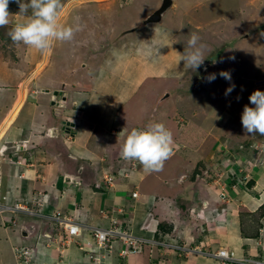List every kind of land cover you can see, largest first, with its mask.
Segmentation results:
<instances>
[{"label":"rangeland","instance_id":"1","mask_svg":"<svg viewBox=\"0 0 264 264\" xmlns=\"http://www.w3.org/2000/svg\"><path fill=\"white\" fill-rule=\"evenodd\" d=\"M175 1L164 24L124 36L160 0H69L60 23L78 30L71 41L54 43L47 55L13 43L7 34L27 21L31 9L27 16H17L20 10L15 11L16 3L10 1L9 24L0 27V117L21 96L28 104L23 114L40 90L60 87L56 90H63L71 104L78 100L77 106L69 107L73 112L81 111L92 123L102 124V141L111 132L109 123L116 134L155 122L172 132L174 155L163 170L140 175V192L147 200L139 205L138 220L144 222L153 214L159 221L163 214L159 210L166 202L172 207L168 218L193 208L186 199L192 192L191 182L180 180V173L190 175L217 144L237 148L249 142L264 143V136L258 133L245 134L241 123L245 105L255 107L249 100L251 94L264 92V0ZM251 1L259 3L251 5ZM248 32L249 40L232 44ZM190 33L199 36L198 46L203 45L204 62L195 71L184 69L180 56L188 47ZM221 72L230 73L231 80L221 77ZM210 74H216L212 82L207 79ZM232 85L234 90L225 95ZM77 92L81 94L74 95ZM166 95L169 97L160 103ZM67 108L62 115L70 113ZM55 109L57 113L62 110ZM80 127L78 122L77 139ZM119 160H124L121 155ZM133 162L138 167L139 162ZM228 167L225 161L224 168ZM1 250L2 264H18L14 250L13 255L6 247ZM37 260L34 264H47Z\"/></svg>","mask_w":264,"mask_h":264},{"label":"crops","instance_id":"2","mask_svg":"<svg viewBox=\"0 0 264 264\" xmlns=\"http://www.w3.org/2000/svg\"><path fill=\"white\" fill-rule=\"evenodd\" d=\"M258 3L250 2L251 5ZM175 6L174 0L172 10ZM245 34L249 35L245 40H249V32ZM56 89L60 87L47 86L40 90L29 100V108L23 114L28 104L21 96V103L16 107L19 100L13 101L0 117V160L8 156L21 161L20 166L0 162V202L10 205L21 202L23 206L34 208L40 195L44 199L40 216L0 215V264L2 247L10 249L12 255L16 247L34 248L39 252L37 262L42 260L47 264H91L88 253L98 250L91 231L108 229L113 220L129 227L139 237L190 248L204 247L213 253L235 250L240 257L264 260V218L260 220V233L255 238L250 233L256 223L248 217L264 205L263 142L244 143L237 148L217 144V148L208 152L205 162L197 163L190 175H186L187 171L180 173V180L191 182L192 192L186 199L192 201L193 208L185 213L175 212V218H168V209L172 207L166 202L159 210L163 213L159 221L156 214L148 222L140 221L139 205L147 200L140 192V175L147 172L140 163L133 172L134 160H119V147L129 132L124 129L116 134L109 123L111 132L102 141V124L92 123V118L69 108L77 106V99L71 104L63 94V111L68 107L70 113L66 116L62 115L63 111L57 113L52 97L61 90ZM79 94L81 92L74 95ZM78 122H81L79 139L75 130ZM225 161L230 164L228 169L224 168ZM203 170H207V174L201 175ZM122 172L130 173L123 176ZM106 176L113 178L112 185L106 182ZM136 192L138 198H133ZM56 212L83 227L82 233L70 243L66 242L63 226L51 220ZM194 213L201 217L193 218ZM242 224L248 228L245 233ZM121 247L120 243L116 244L105 264H220L212 257H187L162 248H148L142 255L123 258Z\"/></svg>","mask_w":264,"mask_h":264},{"label":"clouds","instance_id":"3","mask_svg":"<svg viewBox=\"0 0 264 264\" xmlns=\"http://www.w3.org/2000/svg\"><path fill=\"white\" fill-rule=\"evenodd\" d=\"M14 2L20 9L17 16H27L31 9V16L27 21L16 24L7 33L12 42L17 45L22 43L47 55L52 51L54 43L71 41L75 31L78 30V28L74 29L72 26L60 23V15L63 10L61 0H30V2L14 0ZM9 3L10 0H0V27L9 24ZM198 42L199 36L196 33H190L187 41L188 47L185 48L182 55L180 54L181 61H184V69L195 71L203 65V45L198 46ZM220 76L231 80V75L228 72H221ZM207 79L208 82L214 81L216 74H210ZM234 88L235 85L229 87L225 95H229ZM249 100L255 107L245 105L241 116L243 130L245 134L256 135L258 133L264 136V92L254 91ZM62 103L63 101L60 102L59 107L63 111ZM2 154L3 151L1 157ZM120 155L126 161H138L145 172H160L163 170L165 162L174 155L172 132L163 123L158 122L150 123L145 129H132L126 136ZM9 158L17 161L14 157L6 156L0 162Z\"/></svg>","mask_w":264,"mask_h":264},{"label":"built area","instance_id":"4","mask_svg":"<svg viewBox=\"0 0 264 264\" xmlns=\"http://www.w3.org/2000/svg\"><path fill=\"white\" fill-rule=\"evenodd\" d=\"M10 165H21V161H15L14 159L5 160ZM132 170H136V164H132ZM130 172H122L123 176H128ZM106 182L112 185L113 178L111 176H106ZM225 198L224 194L222 195ZM133 198H138V193L133 194ZM44 199L41 195L34 203V208H30L28 205L23 206L21 202L15 203L13 205L3 204L0 202V215L7 213L18 214L25 213L31 216H40L42 213L40 211L43 208ZM37 208H36V207ZM193 218L201 217V214H192ZM51 220L58 223L66 231V242L70 243L73 237H78L83 230L82 225L72 221L71 219H64L60 212H56L51 216ZM92 238L98 250L89 252L88 257L92 264H105V261L111 257L116 249V244L120 243L122 245L120 249V256L127 258L131 255H142L146 249L151 248H162L168 251L177 252L180 255L190 256V255H203L207 257H212L218 259L220 264H264V260H258L251 257H240L237 255L235 250H219L216 253L209 252L204 249V247L190 248L186 245H178L166 243L160 240L147 239L144 237H139L133 234L129 227H124L119 224L116 220H113L112 225L108 229L94 228L91 231ZM42 241L39 242V245ZM15 258L18 264H34V260L38 258L39 252L34 248H23L18 247L14 249Z\"/></svg>","mask_w":264,"mask_h":264},{"label":"water","instance_id":"5","mask_svg":"<svg viewBox=\"0 0 264 264\" xmlns=\"http://www.w3.org/2000/svg\"><path fill=\"white\" fill-rule=\"evenodd\" d=\"M173 6H174V0H161L160 6L158 8L151 9L148 13H146L144 15V17L140 21V24L137 25L136 28L126 31L124 33V35L129 34V33L138 32L139 30H141V29H143L149 25H162V24H164V21L168 17V14L172 10ZM121 35H123V33ZM248 38H249V35L245 34V35L241 36L240 38L236 39L235 41H233L232 44L243 41V40L248 39ZM206 66L207 65L204 66V71H205V68H207ZM63 94H64L63 90L58 91V92L57 91L54 92L53 97H52V105L59 106L60 102L63 100L62 99ZM167 97H169V95H166L165 98H162L161 101H159V102L162 103ZM58 112H59V114H61L62 110H58ZM66 126H68V125H66Z\"/></svg>","mask_w":264,"mask_h":264},{"label":"trees","instance_id":"6","mask_svg":"<svg viewBox=\"0 0 264 264\" xmlns=\"http://www.w3.org/2000/svg\"><path fill=\"white\" fill-rule=\"evenodd\" d=\"M10 1H14V0H10ZM69 0H61V3H62V5H63V7L65 6V3L66 2H68ZM9 5H10V3H9ZM9 10V9H8ZM18 10H20L19 9V6H18V4L16 3L15 4V11H18ZM130 34V33H129ZM126 35V34H125ZM124 35V36H125ZM251 186V185H250ZM248 216V215H247ZM250 219H252V220H255L254 221V223H256L255 224V226H253L252 228H253V230L251 231V236H253V237H258L259 236V233H260V229H261V224H260V220L261 219H263L264 218V205L256 212V213H254V214H252V215H249L248 216ZM246 229H248L246 226L244 227V224H242V232L243 233H245L246 232ZM23 248H25V247H23ZM26 248H29V247H26Z\"/></svg>","mask_w":264,"mask_h":264},{"label":"bare ground","instance_id":"7","mask_svg":"<svg viewBox=\"0 0 264 264\" xmlns=\"http://www.w3.org/2000/svg\"><path fill=\"white\" fill-rule=\"evenodd\" d=\"M39 68V67H38ZM17 110V109H16ZM15 111V110H14ZM13 116V115H12ZM8 122V121H7ZM7 124V123H6ZM1 131V130H0Z\"/></svg>","mask_w":264,"mask_h":264}]
</instances>
